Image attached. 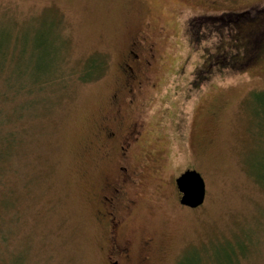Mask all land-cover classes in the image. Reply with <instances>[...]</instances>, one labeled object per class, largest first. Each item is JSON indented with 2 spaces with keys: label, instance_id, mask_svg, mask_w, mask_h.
I'll use <instances>...</instances> for the list:
<instances>
[{
  "label": "rangeland",
  "instance_id": "obj_1",
  "mask_svg": "<svg viewBox=\"0 0 264 264\" xmlns=\"http://www.w3.org/2000/svg\"><path fill=\"white\" fill-rule=\"evenodd\" d=\"M248 10L264 16V0H0V40L24 53L6 71L23 70L41 44L44 67L74 68L92 54L106 62L99 79L56 88L48 108L8 121L18 144L0 167V264H102L110 234L97 199L120 163L133 172L125 203H134L117 212L132 255L149 237V264H264V52L246 71L210 68L244 42L215 18ZM142 37L156 43L153 72L117 113L116 93L129 102L120 63ZM9 97L3 121L18 101ZM135 120L140 139L123 160ZM107 125L118 129L112 140ZM187 169L206 183L197 208L180 203L175 180Z\"/></svg>",
  "mask_w": 264,
  "mask_h": 264
},
{
  "label": "trees",
  "instance_id": "obj_2",
  "mask_svg": "<svg viewBox=\"0 0 264 264\" xmlns=\"http://www.w3.org/2000/svg\"><path fill=\"white\" fill-rule=\"evenodd\" d=\"M242 15L245 16L244 20H240L241 18H239ZM215 19H217L215 22L219 23L220 26L232 25L237 27L235 31L240 34L238 38L243 39L244 42L242 46L238 45L236 51L231 50L230 56L223 54L215 55L214 59L211 60L212 64H210V68L212 66L220 71L248 70L249 67L246 69V66L260 58L264 52V16L254 14L253 10H248L245 12L226 13ZM195 21L199 22L198 20L190 21L192 27L191 33L199 36L201 35L199 33L200 25H193ZM17 42L18 40L14 39L13 41L8 37L0 40V75L4 77L7 83V91H0V101L4 99L8 100L9 96L18 99L15 110L12 113L5 114V121L1 119L2 112H0V167L11 165V159L16 152L15 149L18 144V132L11 125L10 128H6L8 121L10 123L15 118L27 114L34 115L41 106L48 108L46 104L49 99L47 97L50 94L54 96L56 88L68 89L71 86L75 87L76 85L99 79L106 63L103 59L105 58L104 55L92 54L74 68L61 70L59 67L57 69L56 67H44L42 65L44 60L36 57L37 50H40L38 51L40 54L45 50L42 46L43 44H41L34 54L31 52L30 61L25 62L23 70L14 72L13 68H11L10 71H6L4 66L7 60L11 65L15 64L18 62V58L24 54L17 49ZM235 46L237 47V44ZM11 47L14 50H11ZM231 48L233 49V47ZM45 55V59H47L51 55V52H46ZM13 73H16L17 76L13 77ZM257 95H259L260 99L264 96L262 93H258ZM39 99L40 101L38 102ZM260 99H257V101H262ZM36 102H38V105H36Z\"/></svg>",
  "mask_w": 264,
  "mask_h": 264
},
{
  "label": "flooded vegetation",
  "instance_id": "obj_3",
  "mask_svg": "<svg viewBox=\"0 0 264 264\" xmlns=\"http://www.w3.org/2000/svg\"><path fill=\"white\" fill-rule=\"evenodd\" d=\"M156 58V43L147 41L145 37L134 38L132 40L120 63V72L125 78L123 93L125 92L127 94L126 98H129V102H126L124 97L120 98L119 93H116L111 106L117 113L121 112L124 106L132 108L137 100V90L143 86V83L145 84L150 80ZM260 58L249 63L246 69L256 63ZM129 127L128 136L123 139L120 147V156L123 160H127L133 145L137 140L139 141L141 134L140 127H142V124L138 120H135ZM104 131H106L107 137L112 140L117 136L118 129L113 125H107L104 126ZM117 168L122 176L120 178L117 176L118 179L114 178L113 180L109 177L110 182L102 189L104 192L98 194L97 199L99 218L109 227L110 234V247L102 264H149L147 250L150 248L152 238L147 237L143 239L142 244L145 246V251L138 255L131 254L132 248L130 241L126 245H120L122 242L119 241V237L124 225V217L127 215L125 210L134 203L131 199L130 202L132 203L128 200L125 203L127 196V193H125V185L133 175V172L129 173V167L122 165V163ZM121 210L126 215L124 213L117 214Z\"/></svg>",
  "mask_w": 264,
  "mask_h": 264
},
{
  "label": "water",
  "instance_id": "obj_4",
  "mask_svg": "<svg viewBox=\"0 0 264 264\" xmlns=\"http://www.w3.org/2000/svg\"><path fill=\"white\" fill-rule=\"evenodd\" d=\"M181 193L180 203L190 208L201 206L206 199V183L195 169H187L175 180Z\"/></svg>",
  "mask_w": 264,
  "mask_h": 264
}]
</instances>
